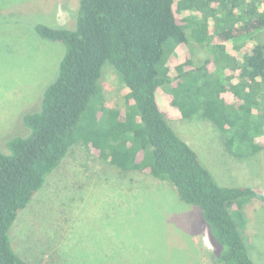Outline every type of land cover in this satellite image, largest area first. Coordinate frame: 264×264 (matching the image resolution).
<instances>
[{
    "label": "trees",
    "instance_id": "obj_1",
    "mask_svg": "<svg viewBox=\"0 0 264 264\" xmlns=\"http://www.w3.org/2000/svg\"><path fill=\"white\" fill-rule=\"evenodd\" d=\"M74 19L35 24L65 52L41 107L22 115L25 134L0 149V264H33L15 251L11 228L78 142L121 175L168 181L199 207L219 263L257 264L243 209L264 202V189L220 185L170 122L211 120L233 156L264 149V0H79ZM194 44L208 49L198 64ZM107 63L125 84L126 107L102 103Z\"/></svg>",
    "mask_w": 264,
    "mask_h": 264
},
{
    "label": "rangeland",
    "instance_id": "obj_2",
    "mask_svg": "<svg viewBox=\"0 0 264 264\" xmlns=\"http://www.w3.org/2000/svg\"><path fill=\"white\" fill-rule=\"evenodd\" d=\"M78 5L79 0H0V149L8 151L7 140L25 134L22 115L39 108L65 52L63 43L40 37L35 24L72 27ZM257 38L264 42V30ZM191 49L195 64L208 54L206 46ZM108 65L102 103L126 107L125 84ZM170 123L220 185L264 189V149L233 156L223 133L199 115ZM243 210L248 248L264 264V202L252 199ZM10 234L15 251L33 264H221L199 207L181 200L168 181L141 172L121 175L82 142L47 176Z\"/></svg>",
    "mask_w": 264,
    "mask_h": 264
}]
</instances>
